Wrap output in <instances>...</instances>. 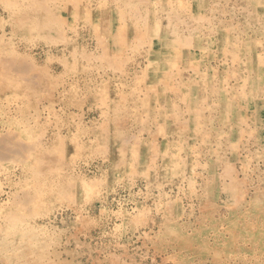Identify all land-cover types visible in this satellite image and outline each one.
<instances>
[{"label": "rangeland", "instance_id": "374dc122", "mask_svg": "<svg viewBox=\"0 0 264 264\" xmlns=\"http://www.w3.org/2000/svg\"><path fill=\"white\" fill-rule=\"evenodd\" d=\"M0 264H264V0H0Z\"/></svg>", "mask_w": 264, "mask_h": 264}]
</instances>
